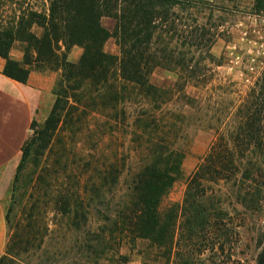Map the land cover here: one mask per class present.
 I'll list each match as a JSON object with an SVG mask.
<instances>
[{"label":"trees","instance_id":"16d2710c","mask_svg":"<svg viewBox=\"0 0 264 264\" xmlns=\"http://www.w3.org/2000/svg\"><path fill=\"white\" fill-rule=\"evenodd\" d=\"M242 1L48 0V8L18 11L9 22L0 21V57L6 62V76L25 84L32 72L59 73L52 112L43 129L36 131L37 139L24 144L22 163L29 162L34 147L58 122L69 99L76 105L102 101L117 121L120 116L122 121L128 119L133 141L139 144L144 159L130 172L125 189L120 187L125 167L117 162L101 170V186L92 188L100 191L102 205H109L106 196L114 188L124 192L113 210L107 208L100 218L101 256L109 254L118 239L130 236L131 243H149L145 260L153 254L152 262L169 257L175 244L195 246V240L203 241L207 234L212 250H224L236 226L225 202L215 198L213 185H228L232 201L244 209V215L259 211L264 201V67L242 101L228 111L225 129L189 178L184 202L164 206L186 153L176 144L180 129L175 130L174 122L164 124V115L158 114L173 100L193 102L188 88L210 82L217 60L212 49L219 38L231 36L230 31H222L226 16L248 9L264 14V0H252L250 8ZM105 18L113 21L112 30L103 24ZM112 38L118 55L105 50ZM16 43L23 45V62L10 56ZM74 47L83 50L77 62L68 59ZM157 70L175 72L178 79L168 86L157 85L152 81ZM125 101L131 108L136 106L129 116L125 108L118 110ZM74 109L78 110L70 107L66 114L70 121ZM71 205L66 200V206ZM78 208L84 209L83 202ZM5 218L11 231V213ZM82 219L88 224L87 212ZM17 238L18 234L10 235L0 264H13L9 256ZM257 248L255 264H264V247ZM113 258L128 263L124 255Z\"/></svg>","mask_w":264,"mask_h":264},{"label":"rangeland","instance_id":"374dc122","mask_svg":"<svg viewBox=\"0 0 264 264\" xmlns=\"http://www.w3.org/2000/svg\"><path fill=\"white\" fill-rule=\"evenodd\" d=\"M251 1L243 0L242 4L250 8ZM48 6V0H0V21L9 22L15 13L20 14L18 11L42 10ZM229 16L225 17L227 22L222 31H230L231 36L219 38L212 49L217 60L212 66L210 82L206 87L188 88L187 93L193 97V102L173 100L158 114L164 115V124L174 122L175 130L180 129L176 144L186 153L164 206H178L184 202L189 178L225 129L228 111L242 101L264 67V14L255 15L248 9ZM103 24L109 30L113 29L111 19L105 18ZM105 50L113 55L119 54L114 38L107 43ZM82 53V48L74 47L70 53L73 60L70 56L68 59L77 62ZM10 56L23 62V45L16 43ZM44 75H53L55 84L59 79L57 72ZM177 79L175 72L164 70H157L152 76L157 85L168 86ZM54 103L53 95L39 107L27 142L37 139V132L43 129ZM124 103L118 110L121 112L125 108L126 116H129L136 106L131 108L126 101ZM70 107L78 109L72 110L75 113L73 121L66 117ZM61 113L58 122L34 147L27 164L22 163V153L15 164L0 170V202L5 214L11 213L13 218L11 231L7 227V243L10 235L18 234L17 246L9 256L13 264H120L113 258L115 255L126 256L127 264H255L258 245L264 247V201L259 211L244 215V209L232 201L229 186L222 183L212 186L213 194L225 202V209L236 226L232 241L224 250L219 247L212 250L210 234H207L203 241L195 240V246L184 242L177 248L175 244L169 257L152 262L150 250L152 256L147 255L145 260L148 254L145 247L149 243L140 240L131 243L130 236L121 242L118 239L113 250L101 256L103 248L98 243L100 218L116 206L130 172L138 169L144 158L139 144L133 141L128 119L122 121L120 116L117 121L114 112L105 108L102 101L86 100L76 105L69 99L66 110ZM111 162L123 164L125 172L120 191L114 188L106 196L109 205H102L100 191H92V188L101 186V170ZM66 200L72 205L66 206ZM81 202L84 209L78 208ZM86 212L88 224L82 219ZM177 239L178 235L176 243ZM202 243L203 247L200 246ZM5 254L6 249L2 256Z\"/></svg>","mask_w":264,"mask_h":264},{"label":"crops","instance_id":"0c3cea01","mask_svg":"<svg viewBox=\"0 0 264 264\" xmlns=\"http://www.w3.org/2000/svg\"><path fill=\"white\" fill-rule=\"evenodd\" d=\"M70 60L73 54L69 55ZM0 57V170L15 164L22 154L31 124L45 99L53 96L55 77L32 72L25 84L4 74ZM7 244L5 212L0 202V257Z\"/></svg>","mask_w":264,"mask_h":264}]
</instances>
